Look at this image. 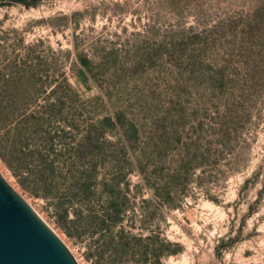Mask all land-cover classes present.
<instances>
[{
    "label": "rangeland",
    "instance_id": "374dc122",
    "mask_svg": "<svg viewBox=\"0 0 264 264\" xmlns=\"http://www.w3.org/2000/svg\"><path fill=\"white\" fill-rule=\"evenodd\" d=\"M0 171L80 264H264V0H0Z\"/></svg>",
    "mask_w": 264,
    "mask_h": 264
},
{
    "label": "water",
    "instance_id": "95a60500",
    "mask_svg": "<svg viewBox=\"0 0 264 264\" xmlns=\"http://www.w3.org/2000/svg\"><path fill=\"white\" fill-rule=\"evenodd\" d=\"M0 264H80L0 171Z\"/></svg>",
    "mask_w": 264,
    "mask_h": 264
},
{
    "label": "bare ground",
    "instance_id": "6f19581e",
    "mask_svg": "<svg viewBox=\"0 0 264 264\" xmlns=\"http://www.w3.org/2000/svg\"><path fill=\"white\" fill-rule=\"evenodd\" d=\"M1 173H2V175L4 176V178L9 182V180L6 178V176H5V173L4 172H2L1 171ZM10 183V182H9ZM77 260H78V258H76Z\"/></svg>",
    "mask_w": 264,
    "mask_h": 264
}]
</instances>
